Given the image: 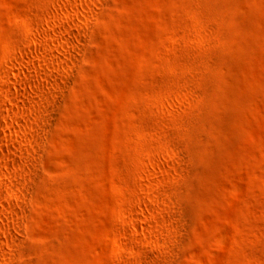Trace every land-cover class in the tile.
<instances>
[{
	"label": "rangeland",
	"instance_id": "obj_1",
	"mask_svg": "<svg viewBox=\"0 0 264 264\" xmlns=\"http://www.w3.org/2000/svg\"><path fill=\"white\" fill-rule=\"evenodd\" d=\"M0 264H264V0H0Z\"/></svg>",
	"mask_w": 264,
	"mask_h": 264
}]
</instances>
